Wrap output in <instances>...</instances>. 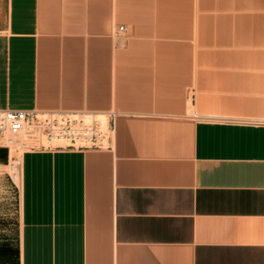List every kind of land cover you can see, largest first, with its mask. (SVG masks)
I'll return each instance as SVG.
<instances>
[{
    "label": "crops",
    "instance_id": "obj_1",
    "mask_svg": "<svg viewBox=\"0 0 264 264\" xmlns=\"http://www.w3.org/2000/svg\"><path fill=\"white\" fill-rule=\"evenodd\" d=\"M6 110L117 120L0 149V264H264V0H0Z\"/></svg>",
    "mask_w": 264,
    "mask_h": 264
},
{
    "label": "built area",
    "instance_id": "obj_2",
    "mask_svg": "<svg viewBox=\"0 0 264 264\" xmlns=\"http://www.w3.org/2000/svg\"><path fill=\"white\" fill-rule=\"evenodd\" d=\"M128 32L122 26L118 36ZM117 114L98 116L41 112L0 111V149L9 152L8 176L20 191L23 185V158L37 152H88L110 150Z\"/></svg>",
    "mask_w": 264,
    "mask_h": 264
},
{
    "label": "rangeland",
    "instance_id": "obj_3",
    "mask_svg": "<svg viewBox=\"0 0 264 264\" xmlns=\"http://www.w3.org/2000/svg\"><path fill=\"white\" fill-rule=\"evenodd\" d=\"M127 34L129 35L130 34V31H128ZM13 187H14V189H12V196H11V198H12L13 208L16 209V211L14 212V216L16 218L17 217L16 216V213H17V209H18L17 206H18V200H19L20 193H19V190L15 186H13Z\"/></svg>",
    "mask_w": 264,
    "mask_h": 264
}]
</instances>
